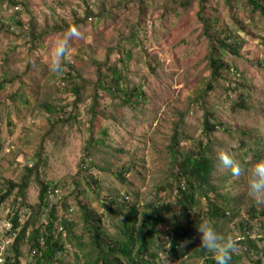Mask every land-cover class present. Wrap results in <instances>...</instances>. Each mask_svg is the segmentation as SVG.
Returning a JSON list of instances; mask_svg holds the SVG:
<instances>
[{
    "label": "rangeland",
    "instance_id": "1",
    "mask_svg": "<svg viewBox=\"0 0 264 264\" xmlns=\"http://www.w3.org/2000/svg\"><path fill=\"white\" fill-rule=\"evenodd\" d=\"M16 1L23 4L17 5L18 11L9 5L0 7V145L14 147L0 159V190L8 183L22 184L25 168L35 162V153L39 144L42 145L46 180L60 188L70 208L69 213L61 210L60 215L73 224V237L69 238L67 232L55 233L65 244L64 252L56 255L55 264L84 263L82 252L76 246L77 238L87 234L81 207L86 208L91 218L101 220L103 228L114 233L115 220L107 218L104 205L114 204V200L122 202V196L141 202L153 197L169 205L170 212L165 213V218L171 224L181 222L188 226L172 194L161 190L171 180L167 147L176 128L183 135L178 144L181 152L192 140L198 139L205 111L217 122L232 124L239 131L264 138L260 127L264 116V22L258 17H248L240 0H189L187 8L180 5V0ZM91 1H95L91 12L93 21L84 22L77 11ZM36 25V29L30 28ZM70 26H76L82 38L69 40L68 58L62 61L64 71L56 74L48 66L51 51L55 40ZM53 27L60 30L54 32ZM225 30H229L234 41L241 43L238 59L222 55L237 73L227 74L226 80H217L213 90L206 92L211 76L207 56L211 46L220 50L211 41ZM112 66L122 72L124 90L142 96L132 100L137 104L143 99V104L122 107L118 98L99 87L102 82L108 87L112 73L107 70ZM69 71L77 76L76 81L82 87L81 102L76 105L75 96L62 86L63 74ZM227 80L247 86L253 113L231 112L234 95L239 90L225 92L222 86ZM94 93L100 96L95 109L91 108ZM47 103L67 106L64 118L71 117L62 134L51 141L45 136L50 128L46 121L48 114L41 107ZM101 135L105 136L104 146L93 140L88 144L91 137L98 139ZM227 140L222 129L212 135L218 151L233 142ZM221 154L231 158L235 155L227 151ZM243 160L250 165L239 176L233 177L222 164L219 172L220 193L229 189L230 200L239 199L238 212L234 217L233 212H228L227 220L216 223L210 224L204 217L201 222H208L218 234L235 241L246 227L247 239L255 241V249L248 250L243 244L241 252L231 253L238 257L234 264H257L258 261L264 264V229L260 220L252 222L248 216L251 206L259 211L264 209V202L249 196L247 169L251 166V157L243 155ZM213 176L216 178V170ZM225 176L232 178L225 180ZM16 193L14 189L3 201L0 214L16 205L23 215V223L38 202V187L33 177L22 198L15 197ZM201 203V211L205 213V202ZM44 218L43 212L41 220ZM192 233L189 247L199 250V234ZM160 242L165 245V251L157 253L158 264H203L194 252L174 260L167 238H160ZM20 252L21 264L34 260L30 243H22ZM13 255L10 249L8 257ZM205 255L213 258L207 250Z\"/></svg>",
    "mask_w": 264,
    "mask_h": 264
},
{
    "label": "trees",
    "instance_id": "2",
    "mask_svg": "<svg viewBox=\"0 0 264 264\" xmlns=\"http://www.w3.org/2000/svg\"><path fill=\"white\" fill-rule=\"evenodd\" d=\"M180 5L183 8L189 6V0H180ZM247 10V16L251 19L258 17L264 22V0H240ZM22 5L16 0H0V7L9 5L13 9L17 8V5ZM8 6V7H9ZM87 5L81 12L84 16L79 15L84 22L89 17ZM9 7V9H10ZM34 21V19H33ZM34 25V24H32ZM49 30V26L45 25ZM30 28L36 29V26ZM31 29V32H34ZM52 29V28H51ZM60 28L53 31L57 32ZM208 28L205 30L207 35ZM48 35L49 32H44ZM33 39L35 34L31 33ZM235 37V33L233 34ZM40 37L43 38L41 35ZM37 38V37H36ZM236 38H239L236 36ZM215 41L220 50H215L211 46L209 55L207 56L208 67L211 70L210 80L206 86V92L213 90V84L217 80H226L227 74H236V68L231 66L228 61L222 58V55L226 54L234 59H238L240 45L239 41H234L230 35L229 30L225 32L221 31V35L212 39ZM264 43V40H262ZM71 69V67H69ZM112 73V76L108 79L109 85L106 87L104 82L100 83L99 87L113 98H118L122 107L132 105L143 104L142 99L140 103H135L132 99L141 98L142 96L136 95L133 91H125L122 85L124 77L122 72L117 69L116 66H112L107 70ZM73 73L64 72L62 78V86L74 95V104L80 103V94L82 87L76 81L77 76H73ZM225 92L233 91L235 102L231 107V112H242L245 114L253 113L251 105L249 103L250 94L245 89L247 86L239 81L227 80L226 85L222 86ZM245 90V91H244ZM18 96L17 94L13 97ZM99 95L94 93L92 98L91 108L95 109L98 105ZM16 99V98H15ZM27 100V99H26ZM25 103V102H24ZM26 105L29 104L26 101ZM43 110L48 114L46 121L50 124V128L45 133L48 140H53L57 135L62 134L65 125L69 124L70 118H64V111L67 106H53L52 104L41 105ZM92 113V109L90 110ZM61 115V118H59ZM73 120V119H72ZM261 130L264 132V116L261 118ZM222 129L223 133L227 135L229 140L233 141L228 144L227 147H223V151H218L213 145L212 135ZM107 131V128H105ZM105 135V134H104ZM101 135L98 139L87 140L93 142L99 146H104L102 142L105 138ZM183 135L180 134L178 128L172 132L170 142L167 150L170 153V177L171 180L166 182L165 187H161V190L168 191L172 194L174 204L181 211V218H185L188 222V226H184L181 222L173 223L169 222L165 218V213L170 212L169 205L154 200H145L141 202L137 198L133 201L127 200L126 196H122V202L114 200V204L104 205L106 207L107 218L115 220L113 225L115 232L110 233L106 228L102 227V222L99 219H93L86 211L85 207H81L83 212L82 222L86 226V235L78 237V243L76 244L79 251L82 252L83 264H158L159 251H165V245H161L160 238H167L168 250L174 260H180L184 256L194 252V256L201 257L203 264H216L214 258L207 257L205 255V249L199 245L198 249H190L189 245L192 244L193 233L197 232L200 237V233L197 231V226L201 222L202 218H206L209 223L221 220H227L226 213L233 212V217L238 212L239 199L230 200L229 189L224 190V194H221L220 185V170L221 162L219 156L221 152L227 151L228 153H234L232 158L234 162H237L241 166V172L244 171L245 166L250 165L247 161L243 160V155H249L251 157V165L253 162L264 160V138L260 139L253 133L248 131H239L234 125L226 123L222 124L213 120V116L208 111L203 112V120L201 122V130L198 139L192 140L191 143L184 148L181 152L178 150V144ZM227 140V141H229ZM223 140L222 142H224ZM190 142V141H189ZM237 145L233 146V144ZM1 149V145H0ZM43 147L39 144L37 152L35 153V162H32L25 168L26 175L21 180L20 186L13 183H8L4 186V189L0 190V204L11 195L14 189H17L15 197H21L24 190L27 188L30 178L33 177L38 187V202L31 209L32 213L27 217L26 222L20 223L19 216L16 214L12 220V227L18 229L14 242L12 244V251L14 252L13 258L8 260L6 264H21V252L20 248L22 243H30V250L35 254L32 261L34 264H55L57 262L56 255L64 252L65 244L62 239L56 236V225L60 223L67 232V236L73 237V224L70 221L64 220L63 215H60V211L65 213L70 212V208L66 203V200H61L60 204L55 206L53 210L41 220V216L44 209L47 207L46 194L48 190H60L55 183L46 180V174L44 169L46 167V161L43 157ZM82 168L85 170V162L83 159ZM90 166V162L88 163ZM228 168H225V170ZM214 170H216V178H214ZM230 170V169H229ZM233 177H236L233 175ZM232 177L225 176V180H229ZM95 183V181H94ZM61 191V190H60ZM20 200V199H19ZM205 202L206 212L203 213L202 203ZM22 201V200H21ZM111 203V202H107ZM16 206V205H15ZM14 205L12 207H15ZM16 208V207H15ZM26 214V213H25ZM248 216L250 221H259L261 229H264V209L257 210L256 207L251 206L248 210ZM59 219L61 221L59 222ZM41 220V221H40ZM169 222L167 226H162ZM210 223V224H212ZM242 226V224L240 225ZM246 230L247 228H242ZM57 234V233H56ZM85 241V243L83 242ZM186 240L189 242L187 243ZM246 247L249 250L255 249V241L246 240ZM85 249H88L84 252ZM76 258L78 256L76 255ZM238 257L231 254L229 264L237 262ZM59 264H62L61 262ZM259 264V261L257 262Z\"/></svg>",
    "mask_w": 264,
    "mask_h": 264
},
{
    "label": "clouds",
    "instance_id": "3",
    "mask_svg": "<svg viewBox=\"0 0 264 264\" xmlns=\"http://www.w3.org/2000/svg\"><path fill=\"white\" fill-rule=\"evenodd\" d=\"M80 38H82V33L80 32V30L76 26H70L62 37H59L55 40L48 65L49 70L51 72L56 74H61L64 71V65L62 64V61H66L68 58L69 40L80 39ZM8 147H9L8 145L1 146L0 151L3 148H8ZM219 160L225 168L230 169L233 175L239 176L241 174L240 164L234 162L229 155L220 154ZM247 186H248L249 196H251L257 202H264V160L255 162L247 169ZM1 205L2 204H0V209H1ZM9 210H13V211L16 210V212H19L17 207L16 208L12 207ZM2 216L4 215L0 214V217ZM60 221L61 219H59V222ZM13 230L16 231L15 232V236H16L18 229L13 228ZM197 231L200 233V247L213 254V258L215 259L216 264H229V261L231 259V253L234 251L241 252V246L245 243L248 237V236L246 237L244 235V232H242L239 238L244 237V240L237 242V240L235 241L231 237H225L218 234L208 222H200L197 226ZM11 250H12V246H11ZM11 259L12 258L7 257L6 263L8 262V260ZM30 264H34V261L31 260Z\"/></svg>",
    "mask_w": 264,
    "mask_h": 264
},
{
    "label": "built area",
    "instance_id": "4",
    "mask_svg": "<svg viewBox=\"0 0 264 264\" xmlns=\"http://www.w3.org/2000/svg\"><path fill=\"white\" fill-rule=\"evenodd\" d=\"M95 8V1H91L88 6V13L90 14L87 18L86 22L93 21V17L91 15V12ZM17 9V8H16ZM79 15L81 17L84 16L83 12H79ZM14 150L13 146H10L8 148H3L0 151V159L1 157L9 153L10 151ZM47 198V208L45 209L44 215L47 216L50 211L54 208V206L59 205L61 200L63 199V194L60 192V190H48L46 194ZM16 214L19 216V221L22 223V217L23 215L20 212H16V210H9L7 211L4 216L0 217V264H5L6 259L8 257V252L11 249V246L13 244L14 238H15V232L12 227V219L16 216ZM58 233H64L63 227L58 224L56 228ZM244 235L249 237V232L244 231ZM244 240V237L238 238L237 242H240ZM243 251H246V248H243Z\"/></svg>",
    "mask_w": 264,
    "mask_h": 264
}]
</instances>
